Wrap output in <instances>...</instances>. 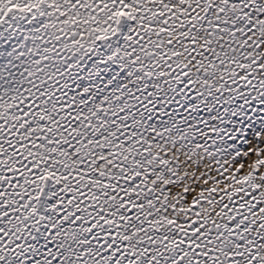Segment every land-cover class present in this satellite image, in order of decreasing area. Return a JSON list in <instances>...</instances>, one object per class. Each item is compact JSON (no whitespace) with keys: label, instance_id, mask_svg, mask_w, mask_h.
<instances>
[{"label":"snow or ice","instance_id":"snow-or-ice-1","mask_svg":"<svg viewBox=\"0 0 264 264\" xmlns=\"http://www.w3.org/2000/svg\"><path fill=\"white\" fill-rule=\"evenodd\" d=\"M0 264H264V0H0Z\"/></svg>","mask_w":264,"mask_h":264}]
</instances>
